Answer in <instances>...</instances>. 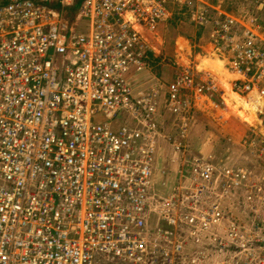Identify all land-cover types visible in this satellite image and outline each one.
Here are the masks:
<instances>
[{
	"label": "built area",
	"instance_id": "1",
	"mask_svg": "<svg viewBox=\"0 0 264 264\" xmlns=\"http://www.w3.org/2000/svg\"><path fill=\"white\" fill-rule=\"evenodd\" d=\"M195 1L193 21L212 27L235 89L264 111V0L236 13ZM174 2L0 0V264H264V138L247 145L263 163L245 184L262 217L246 223L236 195L226 204L247 169L225 165L226 180L212 182L210 155L160 186L158 140L184 153L192 101L215 89L177 73L162 107L171 137L158 91L135 85ZM182 175L201 177L195 197Z\"/></svg>",
	"mask_w": 264,
	"mask_h": 264
},
{
	"label": "rangeland",
	"instance_id": "2",
	"mask_svg": "<svg viewBox=\"0 0 264 264\" xmlns=\"http://www.w3.org/2000/svg\"><path fill=\"white\" fill-rule=\"evenodd\" d=\"M175 0V2L172 4V13L173 15L175 13H184L183 18H176V24L172 25L171 18H169L166 22L162 23L160 26L157 34L155 37H151V41L157 44L156 46L160 49V57L161 60H165L166 62L169 61V58L171 61H175L176 59L180 62H174L171 66H167L164 63H156L155 61H152L151 68L149 69L152 71V76L150 78L143 79L142 83L139 87L140 91L147 92L149 88H154L156 91H158L157 100L159 99V107L161 108V128L159 129L162 131V133H170L171 137L174 133V128L171 125H167V123H164V119L166 118V113L164 111V101L166 99V96L169 94V84L174 81L177 77V73L189 70L194 76H195V82L196 84L205 82L206 87H210L212 90V86L215 87L213 91H206L202 95H199L198 97H195V102L192 101V110L193 113L190 111L188 119H191V128L187 130L186 135L187 138L185 141H183L185 148L184 153L181 152V154H174L172 148L175 146L176 143H173L170 138H161L160 142L157 145V151H158V158H157V169L160 171L159 173H162L161 171L166 170V172L163 174L165 178V182L163 184H160L162 186V191L169 190L171 188V185H175L176 181L178 179H181L180 175H176L174 173L175 170H179V167L182 165V162H186L190 165H192L195 161H192L191 156H205L203 158L208 159L207 157L213 156L214 159L212 160L213 163V170L211 180L212 182H219L220 184L223 183L226 178L223 177L224 174H221L222 167L225 165H228L231 171L236 172L237 168L243 167L247 169V174L245 173V177L243 178V181H241L242 176L240 175V181L238 184H236V187L231 190V197L226 199V204L231 205V200L237 197L238 200L235 201L234 205H237L238 201L244 202L246 205L241 206V212L242 216L245 217V222L248 223V219L251 216V221L253 219L257 218V214L251 215V212L259 211L261 217H262V207L261 204H252L247 203L246 198L248 194L250 193L248 189H246V183L249 180V178H254V175L261 174L262 170L260 168L261 163H263V160L261 158H258V151H252L248 150L247 145L252 143L253 141H258L261 143L260 138H264V111L259 112V108H257L254 104L260 103L261 100H254L251 101L253 105L255 106V109L252 108V106L246 104H241L240 106H243L244 108L250 109L251 113L248 115V120H246L244 117L246 114L244 112H240L238 114L232 106L227 105V101L222 100V94L221 91H224V88L218 87V85H215L211 78H207L201 71L197 70V68L193 65V61L189 62L183 59L184 55L180 54L182 51H176V41L174 36L177 34H180L182 36L186 35L190 37V40L195 42L197 40V34H199V31L197 29L198 26L192 25L190 22L188 15V10L186 9L194 3L195 0ZM209 2H214L215 0H208ZM207 1V2H208ZM232 2L227 0V3H225L226 11L230 13H235L236 11L239 12L241 9L248 7V4L251 1L249 0H231ZM257 1V0H256ZM254 2V1H253ZM224 3V2H223ZM193 19V18H192ZM199 25V24H197ZM210 26H208L209 28ZM208 28L206 31H208ZM204 31V32H206ZM202 33V31H201ZM204 34V33H203ZM160 37L158 40L156 38ZM162 51V53H161ZM193 54L191 55L190 59H194V53L195 48L192 50ZM222 55L221 53H218ZM224 57V55H222ZM224 68L226 71L230 72L231 70H228L226 68V63L224 62ZM154 80L158 81L159 85L158 87L150 86ZM158 80H157V79ZM195 84V86H196ZM211 85V86H210ZM231 86V85H230ZM167 87V89H166ZM225 87V86H224ZM195 88V87H193ZM232 88V87H231ZM222 89V90H220ZM226 89V88H225ZM236 90V89H235ZM183 91H189V93L196 91V89L188 88ZM247 97V96H246ZM229 103L230 100L228 98ZM239 106V107H240ZM235 108L236 107L234 105ZM258 116V117H257ZM261 119V122L263 123L262 126H258L259 129H256V127H248L246 124H248V121H258V119ZM167 121L170 123L172 119L166 118ZM198 125V126H197ZM263 130V131H261ZM179 145V144H177ZM201 147V148H200ZM189 152H185L187 150ZM201 151V152H198ZM254 153H252V152ZM215 155V156H214ZM226 168V167H225ZM227 171V169H224ZM252 172V173H251ZM158 173V176H159ZM251 173V174H250ZM250 174V175H249ZM163 175H161L163 177ZM182 179L190 183L191 187H193V190H190L188 193L192 196L196 195L195 187H197L198 184L202 183L201 177H193L192 175H182ZM237 182L238 179L236 178ZM167 182V184H166ZM192 189V188H191ZM217 193V192H216ZM229 193V192H228ZM195 197V196H194ZM210 198V195L208 193V198H203V201L207 202ZM194 200L201 201L200 199L193 198ZM195 209L198 211L199 207L195 205ZM255 213V212H254ZM250 221V222H251ZM184 228V226H183ZM204 245L206 246L207 243L205 241ZM204 245L202 243L201 246L196 247L195 249H204ZM193 255V254H191ZM189 255V256H191ZM195 256V255H194ZM101 264H125L124 262L120 261H113V260H102ZM191 264L193 262L191 261Z\"/></svg>",
	"mask_w": 264,
	"mask_h": 264
},
{
	"label": "crops",
	"instance_id": "3",
	"mask_svg": "<svg viewBox=\"0 0 264 264\" xmlns=\"http://www.w3.org/2000/svg\"><path fill=\"white\" fill-rule=\"evenodd\" d=\"M230 2H232L231 0H228ZM251 1L250 3L248 4H254L256 3V0H249ZM254 1V2H253ZM224 2V3H223ZM196 3H199V2H196L194 1V3H192V5L190 7L187 8L186 6V9L189 11L188 12V17H189V20L190 22H187V23H191L192 25L195 26H198L197 29L200 30L199 31V34H197L198 38L197 40H195V42H193L192 40H190V37L189 36H182L180 34H177L174 36L175 38V43H176V51H182V53L180 52V54L184 55L183 59H185L186 61H193V65L197 68V70L201 71V73H203L207 78H211V81L215 84V85H218V87L221 88H224V91H221V94H222V100L225 102L227 101V105L229 106H232V108L234 109V111H236L238 114H240V112H244L246 114V116L244 117L246 120H248V115L247 114H250L251 113V110L250 109H247V108H244L243 106H240L239 108H235L234 105H236V100H232L231 103H229L228 101V94H227V91L224 87V82L223 81V71L225 68L223 67H219L220 69H214L215 68V65L213 64L214 60H222L226 63V68L228 70H231L229 68V65H228V61L225 57H222V55L220 54H217V51L215 50L214 46H213V43L211 41V38L209 36L210 32H211V29L212 27L210 26L209 28L208 27H203V26H200V25H197L194 21H193V16H192V9H193V5L196 7L197 4ZM225 3H227V0H215L213 2V4H215L214 6L217 7V8H220L224 11H226V7H225ZM173 6H171L172 8ZM227 12V11H226ZM231 12V11H229ZM237 12V11H236ZM235 12V13H236ZM173 17L171 18V23H173L172 25L176 24V18H183V17H186L184 16V13L181 14L180 12L178 13H175L174 15H172ZM261 16L264 17V11H261ZM205 28H208V31H206L207 29ZM202 31V33H201ZM206 31V32H204ZM204 33V34H203ZM157 34V33H156ZM155 34V35H156ZM155 35H152V37L154 38ZM158 37V36H157ZM160 37L156 38V40H158ZM157 44L153 43V46H154V50H155V55L153 56V59L152 61H155L156 63H164L165 65L169 66H173L172 64L174 62H177V63H180L177 59L175 61H171V59L169 58V61L166 62V59L165 60H161V57H160V49L156 46ZM193 48H195V53H194V59H190L191 58V55L190 54H193L192 50ZM162 53V51H161ZM217 56V57H216ZM216 57V58H215ZM219 58V59H218ZM210 60V61H209ZM212 61V63H211ZM216 64V61L214 62ZM202 66V67H201ZM217 73V74H216ZM230 74H235L234 77H232L229 82H228V85H231L230 86V90L231 92L237 94L238 96H241L243 98H246L247 100V105L249 104V106H252L253 109H255L254 105L258 108V106H262L263 102L261 103H258V104H254L251 102V101H254L256 100V96H251V95H246V94H241L239 93L237 90H235V84H236V80L238 78V74L231 70L230 72H228ZM150 77H153L152 76V71L150 70H145L141 73H138L134 79V82H135V85L137 87H140L144 85H140L143 81V79H148ZM155 78H153V82L150 86H153V87H158L159 83L158 81L154 80ZM157 79V78H156ZM158 80V79H157ZM232 87V88H231ZM151 89V88H150ZM167 89V87H166ZM222 90V89H220ZM247 96V97H246ZM258 100V99H257ZM256 108V109H257ZM256 109H255V112H256ZM257 114V112H256ZM168 117V119H170V117L168 115H166V118ZM258 117V116H257ZM165 118V119H166ZM258 121H248L249 123L246 124L248 127H256V129H259V125L262 126L263 123L261 122V119L257 118ZM167 120V119H166ZM198 126V125H197ZM264 126V125H263ZM260 130V129H259ZM263 131V130H261ZM264 132V131H263ZM160 142V140H158ZM201 148V147H200ZM198 152H201L198 150Z\"/></svg>",
	"mask_w": 264,
	"mask_h": 264
},
{
	"label": "bare ground",
	"instance_id": "4",
	"mask_svg": "<svg viewBox=\"0 0 264 264\" xmlns=\"http://www.w3.org/2000/svg\"><path fill=\"white\" fill-rule=\"evenodd\" d=\"M217 57V56H216ZM215 57V58H216ZM219 59V58H218ZM210 61V60H209ZM216 61V64L214 63ZM214 62H213V64L215 65V70L216 69H220L219 67H223L224 68V61H222V60H214ZM211 63H212V61H211ZM202 67V66H201ZM221 70V69H220ZM223 71V81L222 82H224V86H225V88H226V91H227V94H228V97H229V100H230V102L232 101V100H236V107H239L241 104H246V98H243V97H241V96H238L237 94H235V93H233V92H231V90H230V85H228V82H229V80L232 78V77H234V75L233 74H230V73H228V71H226L225 69L224 70H222ZM217 74V73H216ZM246 100V101H245ZM262 102V101H261ZM255 107V106H254ZM259 107V106H258Z\"/></svg>",
	"mask_w": 264,
	"mask_h": 264
}]
</instances>
